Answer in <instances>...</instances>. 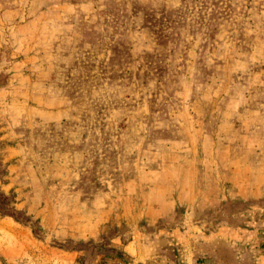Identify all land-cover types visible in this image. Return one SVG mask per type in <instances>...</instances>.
I'll use <instances>...</instances> for the list:
<instances>
[{"label":"rangeland","instance_id":"1","mask_svg":"<svg viewBox=\"0 0 264 264\" xmlns=\"http://www.w3.org/2000/svg\"><path fill=\"white\" fill-rule=\"evenodd\" d=\"M132 242L264 264V0H0V264Z\"/></svg>","mask_w":264,"mask_h":264},{"label":"crops","instance_id":"2","mask_svg":"<svg viewBox=\"0 0 264 264\" xmlns=\"http://www.w3.org/2000/svg\"><path fill=\"white\" fill-rule=\"evenodd\" d=\"M151 245V244H150ZM154 246V247H153ZM156 242H153L152 247L149 245L144 246L140 242L129 243L123 246V255L121 257H112L109 259V264H165L169 262L167 255H159L156 253ZM151 248V249H150ZM178 261H180L181 255H179Z\"/></svg>","mask_w":264,"mask_h":264}]
</instances>
